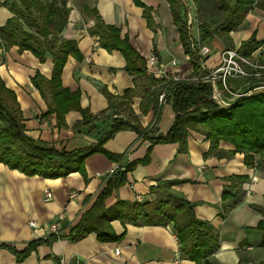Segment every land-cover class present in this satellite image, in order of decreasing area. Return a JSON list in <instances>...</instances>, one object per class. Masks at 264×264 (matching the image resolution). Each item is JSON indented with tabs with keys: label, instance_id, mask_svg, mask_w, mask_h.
<instances>
[{
	"label": "crops",
	"instance_id": "0c3cea01",
	"mask_svg": "<svg viewBox=\"0 0 264 264\" xmlns=\"http://www.w3.org/2000/svg\"><path fill=\"white\" fill-rule=\"evenodd\" d=\"M5 1L0 0V26L13 16L3 5ZM87 6L95 8L107 25L121 29L122 37L145 60L148 74L147 59L153 53L162 64L176 61L175 70L170 66L167 69L180 79L193 71L167 0H69L71 13L62 36L77 43V52L69 56L61 82L69 93H78L79 99L65 114L63 124L58 121L48 92L44 96L33 83L37 74L46 81L51 80L52 58L49 56L40 62L31 52H20L16 46L8 51L0 48V77L16 95L27 135L67 152L96 144L113 119L128 120L132 113L143 128L152 125L155 119L152 106L146 112L143 110V88L147 86L151 90L149 84L126 70V59L119 51L104 49L99 37L90 34L95 21L84 12ZM187 13L185 8V18ZM254 34L263 42L253 55L260 62L264 60V11L260 9L250 13L240 30L231 34L236 49ZM209 46L213 53L208 65L212 68L225 45L215 38ZM136 86L140 90L133 97L130 109H108L107 95L122 99L129 91L136 90ZM84 116L97 119L95 130L77 128ZM173 122L172 107L166 104L157 125L159 132L166 134ZM104 148L120 157L119 161L95 154L85 160L84 174L76 172L58 179L27 176L0 163V243L22 251L31 241L45 238L48 227L55 222L61 227L68 225V229L76 225L94 206L111 169L126 168L149 156L147 164H139L128 173L127 182L106 201L107 208L118 201L133 203L138 196L151 200L155 198L151 188L157 183L176 181L179 184L174 189L195 205L197 218L210 222L220 233L221 247L212 258L216 264H238L241 260L264 262V249L260 247L263 234L252 229L263 218L254 207L264 209V170L247 166L244 154H233L234 148L226 143H221L219 155L211 153L210 142L196 132L189 135L185 151L179 143L152 144L147 137L130 130L117 133ZM233 176L246 177L248 181L240 185L237 182V197L223 201ZM46 190L53 195L49 202L44 199ZM73 194L76 196L72 197ZM225 205L232 209L222 219L220 208ZM30 221L37 222L38 229H32ZM112 226L118 235L124 234L122 240L102 243L95 234L77 241L62 238L39 246L21 263L9 251L1 249L0 264H70L73 261L78 264H195L180 257L171 226H124L120 221H114Z\"/></svg>",
	"mask_w": 264,
	"mask_h": 264
},
{
	"label": "trees",
	"instance_id": "16d2710c",
	"mask_svg": "<svg viewBox=\"0 0 264 264\" xmlns=\"http://www.w3.org/2000/svg\"><path fill=\"white\" fill-rule=\"evenodd\" d=\"M171 7L174 23L180 33V39L193 71L188 80L166 81L148 74L145 60L131 47L127 38L122 37L121 29L107 25L95 8L85 7L84 12L95 21L90 34L99 37L100 45L109 51H119L126 59V70L144 80L143 110L152 106L155 119L152 125L143 128L130 113L129 119H113L108 129L100 136L97 143L84 149L67 152L56 146L47 145L30 138L26 133L24 117L16 95L9 90L0 77V163L27 176H40L58 179L72 173L84 174L85 160L95 154H104L110 160L119 161L120 157L109 154L104 146L119 132L130 130L147 137L152 144L179 143L185 151L187 140L192 132L200 133L210 142V151L219 155L221 143L229 144L235 153L245 156L247 166L260 167L264 170V92L254 93L237 100L228 108L220 107L212 99V86L200 79L205 75L201 61L193 52L187 33V16L179 0H167ZM196 8L199 39L201 44L210 45L215 38L221 40L225 49H236L231 34L240 30L246 17L260 9L264 11V0H192ZM13 16L0 26V48L8 51L16 46L20 52L29 51L40 62L50 56L53 61L52 78L49 81L39 74L33 79L34 85L46 96L51 97L58 121L63 124L65 114L77 102L79 94H71L61 82L63 69L70 55L77 52V43L66 40L62 34L69 23L71 8L69 0H7L3 3ZM147 12V18L149 19ZM263 42L254 34L243 42L238 52L252 58ZM235 85V84H234ZM234 85L231 86L234 88ZM48 87V88H47ZM129 91L122 99L107 95L109 110L129 107L135 94L140 90ZM235 87H237L235 85ZM166 90L167 100L160 104L159 96ZM166 104L172 107L174 122L166 134L157 128ZM106 114V113H105ZM103 114V115H105ZM96 118L84 116L77 128L87 127L95 130ZM149 156L131 163L124 171H119L113 178L106 179L105 188L97 196L94 206L87 211L79 222L68 229L60 226L58 234H50L42 239L31 241L27 247L18 251L14 246L0 243L13 254L18 263L26 260L39 246L50 245L62 238L77 241L89 234H95L102 243L118 242L124 234L118 235L112 223L120 221L124 226L131 224L143 226H171L179 244L180 257L195 264H216L212 258L221 247L219 231L208 221L197 218L195 205L174 187L176 181H161L151 188L155 198L133 203L118 201L110 208L106 201L113 192L127 182L128 173L139 164H147ZM232 185L223 194V201L235 199L237 182H247L246 177L233 176ZM231 206H222L220 216L226 219ZM262 215L259 224L252 228L263 234L260 247L264 249V209L254 207ZM59 223V222H57ZM68 229V231H67ZM70 264H78L70 262ZM238 264H264L241 260Z\"/></svg>",
	"mask_w": 264,
	"mask_h": 264
},
{
	"label": "built area",
	"instance_id": "2783aa9c",
	"mask_svg": "<svg viewBox=\"0 0 264 264\" xmlns=\"http://www.w3.org/2000/svg\"><path fill=\"white\" fill-rule=\"evenodd\" d=\"M185 8L188 10L187 15V33L191 43L193 52H196L200 58L202 69L205 75L200 79H191V81H202L212 86V99L222 108H228L237 100L250 96L254 93L264 92V64L252 58H247L238 52V49H225L219 55L218 63L209 68L208 60L213 50L207 44H201L198 30V21L196 18V8L192 0H181ZM150 74L156 78L166 81H182L189 79H180L172 75L171 70H175L178 66L176 61H172L169 65L162 64L156 53L151 54L148 59ZM231 84H235L234 88ZM167 100L166 90L159 96L160 104H165ZM119 171L124 168L117 166L109 172L106 179L113 178ZM73 194L72 197H75ZM44 199L49 202L53 199L50 190L45 191ZM141 196L137 197V201L141 202ZM29 226L32 229H38L35 221H30ZM60 224L53 223L48 227V235L58 234ZM47 235V236H48ZM62 264H65L62 262Z\"/></svg>",
	"mask_w": 264,
	"mask_h": 264
},
{
	"label": "rangeland",
	"instance_id": "374dc122",
	"mask_svg": "<svg viewBox=\"0 0 264 264\" xmlns=\"http://www.w3.org/2000/svg\"><path fill=\"white\" fill-rule=\"evenodd\" d=\"M253 59H255V58H253ZM256 61H257V60H256ZM260 62L264 64V60H262V61H260ZM189 76H190V75H189ZM189 76L185 77L184 79H187Z\"/></svg>",
	"mask_w": 264,
	"mask_h": 264
}]
</instances>
